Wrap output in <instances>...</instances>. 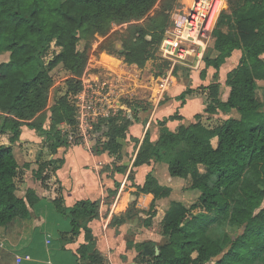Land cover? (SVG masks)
Listing matches in <instances>:
<instances>
[{
	"label": "trees",
	"instance_id": "1",
	"mask_svg": "<svg viewBox=\"0 0 264 264\" xmlns=\"http://www.w3.org/2000/svg\"><path fill=\"white\" fill-rule=\"evenodd\" d=\"M160 1L166 3L151 15ZM172 3L173 0H0V53L10 54L9 60L0 64V134H11L10 143H14L20 127L27 126L42 138L50 153L61 146L70 147L68 133L60 126H67L71 133L76 131V108L71 97L82 90L81 77L89 57L87 39L105 37L115 23L126 24L130 40L123 43L120 56L129 65L144 66L169 27ZM230 4V13L220 15L213 33L211 52L215 57L207 52L203 56L206 67L219 70L233 51H241L239 64L227 75V101L219 102L217 89L212 87V101L206 108L208 113L220 110L228 118L214 127L200 123L180 125L175 132L162 126L156 143L148 135L144 137L132 162V168L150 161L161 162L171 177L189 179V189L200 193L191 208L203 213L190 214L183 203L172 202L161 222L166 241L157 246V254L151 242L128 243L137 251L140 264H257L263 258L264 103L257 100L256 92L257 82H264V0H231ZM52 45L59 52L43 61ZM59 66L69 74L66 92L49 108L50 124L44 129L33 119L48 107L54 84L51 73ZM119 113L105 120L107 132L100 149L116 160L122 157L130 125V120ZM170 119L180 120L176 115ZM212 139H216L215 147ZM62 164L59 159L45 162L34 178L45 183V166L58 170ZM114 170L124 174L127 167ZM17 178L18 165L11 147L0 146V264H37L29 255L12 251L15 242L22 239L23 243L32 235L30 209L41 201L30 189L20 191ZM135 188L136 194L154 196L150 217L144 221L149 226L155 201L168 197L171 190L159 186L150 175L143 187ZM51 204L67 227L48 222L54 235L52 239L49 235L50 249L57 248L61 240L71 242L83 230L85 243L72 255L75 262L103 264L88 228V223L99 215L98 202L79 201L72 208L63 207L60 199ZM207 216L216 217L215 224L210 226ZM117 224L114 219L112 225Z\"/></svg>",
	"mask_w": 264,
	"mask_h": 264
},
{
	"label": "crops",
	"instance_id": "2",
	"mask_svg": "<svg viewBox=\"0 0 264 264\" xmlns=\"http://www.w3.org/2000/svg\"><path fill=\"white\" fill-rule=\"evenodd\" d=\"M9 55L8 52L0 53V63L8 61ZM215 55L212 52V56ZM240 58L241 51L235 50L219 70L206 67L204 63L197 71L185 67L173 71L169 69L158 79L157 87L150 88V93L145 91L146 95L150 94V101L137 102L133 105L135 111L127 117L130 125L126 133L125 150L128 152L129 143H132L134 150L129 162L123 165L127 167L124 174L117 173L114 169V172L111 171L113 157L106 152L92 154L80 146L68 147L66 151V147L61 146L54 153H50L42 143V138L27 126L20 127L19 138L14 143H10L11 134H0V146L11 147L18 165V189L22 192L30 189L41 200L35 208L30 209L29 228L32 235L27 236L23 243L20 242L22 239L15 242L12 251L17 255H29L32 262L37 264H77L72 255L85 243L83 230L71 242L61 240L60 245L53 250L46 243L49 235L51 239L54 236L48 229V222H53L59 228L67 227V223L56 216L51 204L52 201L60 199L65 208H72L79 201L98 202L99 215L88 223V228L96 240L103 264H140L137 251L128 243L136 245L151 242L156 245L157 254V246L166 241L161 230L165 213L172 202L187 201L183 198L176 199L173 195L183 189L189 192L196 190L189 189V179L171 177L167 166L161 162L150 161L135 168H132V162L144 137L148 135L150 141L156 143L162 126L175 132L180 125L188 123L214 127L225 121L228 116L220 110L206 112L212 101L210 89L216 87L219 102L227 101L230 92L226 85L227 75L237 67ZM262 58L264 59V55ZM201 88L202 91L198 90ZM49 108L33 119L44 129L50 124ZM174 115L180 120L170 119ZM213 142L216 146V139H212V145ZM58 159L63 161L58 170L45 166L42 173L43 177L48 178L45 183L34 178L40 165ZM108 165L109 168H106ZM130 173L134 175V179H130L134 184L128 180ZM148 175L159 186L170 189L171 193L168 197L155 201V214L150 225L145 226L144 221L150 217L148 213L154 196L150 193L136 194L135 187H143ZM196 192L198 195L190 193L198 201L200 193ZM114 219L118 224L113 226ZM157 227L158 233L153 235ZM2 245L0 242V248Z\"/></svg>",
	"mask_w": 264,
	"mask_h": 264
},
{
	"label": "rangeland",
	"instance_id": "3",
	"mask_svg": "<svg viewBox=\"0 0 264 264\" xmlns=\"http://www.w3.org/2000/svg\"><path fill=\"white\" fill-rule=\"evenodd\" d=\"M230 2L231 0L226 1L221 14L230 13L232 9ZM165 3L163 1L158 2L151 15L159 11ZM188 5L189 0H173L168 13L169 26L172 24L173 16L182 14ZM126 29V24L115 23L105 37L95 35L87 39L89 57L86 69L81 77L82 90L75 97H71L76 108L77 131H75V136L70 141V148L80 146L83 147L84 151L92 154L100 152L101 142L104 141L103 137L107 132L108 123L105 120L120 115L119 112H121V117H130L132 111H135L133 105L140 101L143 103L150 101V94L146 95L145 91L149 92L150 88L157 87L158 79L169 70L168 64L160 57L159 47L144 66L138 67L125 63L120 53L122 52L123 43L130 40ZM212 43L206 50L211 55ZM80 46L82 47V44ZM58 52L59 49L52 45L43 61H47ZM6 62L2 61L1 63ZM51 74L54 78V84L50 90L48 107H51L57 98L65 94V81L69 78V74L62 70L60 66L53 70ZM257 85V100L264 103V82L258 81ZM198 90L202 91L203 89ZM213 123L211 122V124ZM60 129L68 133L69 128L61 125ZM213 145L215 146V142H213ZM128 147V152L125 148L120 159L111 158V171L114 172L113 169L129 162L134 149L132 143H129ZM67 150L68 147H66ZM105 167L109 168V165ZM130 179H134L132 173L128 175V180L134 184ZM190 192L198 195L196 191ZM190 192L183 189L173 197L187 200L182 202L187 205L190 214L203 213L200 209L191 208L193 204H197V198ZM206 219L210 226L216 222L214 216H207ZM156 233H158V227L157 230H154L153 235ZM257 264H264V255Z\"/></svg>",
	"mask_w": 264,
	"mask_h": 264
},
{
	"label": "built area",
	"instance_id": "4",
	"mask_svg": "<svg viewBox=\"0 0 264 264\" xmlns=\"http://www.w3.org/2000/svg\"><path fill=\"white\" fill-rule=\"evenodd\" d=\"M226 1L189 0L187 9L173 16L172 24L165 30L159 46L160 57L170 71L179 67L191 71L199 69L206 50L213 42V33ZM74 134L68 129L69 144ZM46 243H49L48 239ZM24 259L29 260V257ZM19 261L17 258V263Z\"/></svg>",
	"mask_w": 264,
	"mask_h": 264
}]
</instances>
